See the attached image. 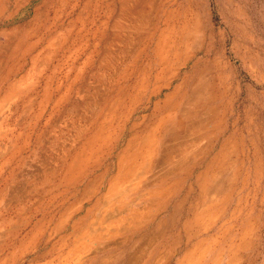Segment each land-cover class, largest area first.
Masks as SVG:
<instances>
[{"label": "rangeland", "instance_id": "obj_1", "mask_svg": "<svg viewBox=\"0 0 264 264\" xmlns=\"http://www.w3.org/2000/svg\"><path fill=\"white\" fill-rule=\"evenodd\" d=\"M0 116V264H138L163 234L172 264H264V0H0ZM155 145L174 174L129 190L121 157ZM120 199L129 223H88Z\"/></svg>", "mask_w": 264, "mask_h": 264}, {"label": "bare ground", "instance_id": "obj_2", "mask_svg": "<svg viewBox=\"0 0 264 264\" xmlns=\"http://www.w3.org/2000/svg\"><path fill=\"white\" fill-rule=\"evenodd\" d=\"M140 1V0H139ZM134 2V1H133ZM128 8H130V6L129 5H124V7H123V12L125 13V10H127ZM127 11H129V10H127ZM119 28V27H118ZM116 31V30H115ZM52 47V46H51ZM55 49H56V47H54ZM53 48V49H54ZM48 50H50V49H48ZM46 51L47 53L49 52V51ZM54 54V53H53ZM50 55V54H49ZM49 55H48V58H49V60H51V56L49 57ZM45 56V55H44ZM47 56V55H46ZM45 56V57H46ZM40 59V58H39ZM42 59V58H41ZM47 59V58H46ZM48 61V60H47ZM42 63V62H41ZM40 63V64H41ZM47 63V62H46ZM46 63H44V64H46ZM43 64V63H42ZM42 64H41V66H42ZM47 65V64H46ZM36 66V65H35ZM41 66H39V67H41ZM44 67V66H43ZM34 68V67H33ZM42 68V67H41ZM35 69V68H34ZM38 69V68H37ZM39 70H40V68H39ZM36 71H34V73H35ZM38 72V71H37ZM33 73V72H32ZM30 75V74H29ZM35 75V74H34ZM37 75V74H36ZM40 75V74H39ZM30 77H31V75H30ZM35 77H37V76H35ZM28 78V77H27ZM29 79V78H28ZM33 80V79H32ZM36 80V79H35ZM35 80H33V81H35ZM27 82V81H26ZM29 83V82H28ZM29 85V84H28ZM20 86H21V84H20ZM13 88V87H12ZM14 90V91H13ZM12 91H13V93H16V90H17V92H20L18 89H13ZM10 93V92H9ZM12 94V93H11ZM10 95V94H9ZM8 110V109H7ZM2 114V113H1ZM9 115V114H8ZM8 117V116H7ZM6 117V118H7ZM0 120H5L4 119V117L3 116H0ZM8 121V120H7ZM4 123V122H3ZM1 122H0V133H1V131H2V126H1ZM7 124V123H6ZM159 125V124H158ZM160 125H162V123L160 124ZM160 125H159V127H160ZM5 126V125H4ZM162 130V129H161ZM154 132H156V131H154ZM153 133V132H152ZM156 137H158V134L156 135ZM167 138V137H166ZM167 140V139H166ZM184 141V140H183ZM148 145V144H147ZM152 145V144H151ZM168 145V144H167ZM144 146H146V144L144 145ZM156 146V145H155ZM153 146L151 149H149L148 151H147V153H146V151L144 152V151H137L136 150V153H133L135 156L134 157H132V162L133 163H131V165L129 166L128 165V167L126 168L127 169V171H129V170H131V172H127V171H124L123 170V164L122 163H124V161H126L125 159V157L124 156H122L121 157V159H120V165H119V169H118V177L120 176V175H126V176H132V175H137V177L134 179V178H131L130 180H126V181H128V187L129 186H131L130 188H129V190L131 189V190H136V189H140L141 187H142V181H143V178H144V176H146V174H147V172L148 171H150L151 169H152V164L154 163V162H157V164H159L158 166H157V168H156V172H158V174H156V175H154L155 177H153L152 179H150L149 180V182H148V185H151L153 182H155V183H160L162 186L163 185H165L166 183H168V181H169V179L171 178V176L169 175V174H174V173H169V170L166 168V166L164 165L165 163V160H168L169 159V156H171V149L169 150H167V151H164V152H161V153H159L160 152V150L158 149V147L156 146ZM174 146V145H173ZM176 146V145H175ZM182 146V145H181ZM141 147H143V146H141ZM148 147V146H147ZM145 148V147H144ZM150 148V147H149ZM164 148V147H163ZM145 149H148V148H145ZM176 149V148H175ZM178 149H180V148H178ZM165 150V149H164ZM178 151V150H177ZM181 151V150H180ZM144 152V153H143ZM149 152V153H148ZM179 153V152H178ZM182 153V152H181ZM132 154V155H133ZM156 154H157V156H159V154H160V157L159 158H157L156 159ZM130 155V154H129ZM183 156H184V154H183ZM172 157V156H171ZM173 157H174V155H173ZM88 158H89V156H88ZM131 158V157H130ZM181 158V157H180ZM183 159V158H182ZM89 160V159H88ZM179 160H181V159H179ZM130 161V160H129ZM176 162V161H175ZM182 162V161H181ZM156 164V165H157ZM168 164H170V163H168ZM177 164V163H176ZM174 165V164H173ZM184 165V164H183ZM153 166H154V164H153ZM173 167V166H172ZM179 167H181V166H179ZM175 168V167H174ZM173 168V169H174ZM125 169V170H126ZM70 170V169H69ZM176 170V169H175ZM184 170V169H183ZM154 171V170H153ZM174 171V170H173ZM186 171H188V169L186 170ZM122 172V173H121ZM69 174V173H68ZM182 174V173H181ZM73 175V174H72ZM74 176V175H73ZM177 176V175H176ZM116 179H117V176H116ZM145 179V178H144ZM157 181V182H156ZM172 182H174V181H172ZM179 182V181H178ZM117 183V182H116ZM171 183V182H170ZM207 183V182H206ZM208 184V183H207ZM171 186H173V185H171ZM176 186H177V184H176ZM168 187H169V184H168ZM208 187V186H207ZM207 187H205V188H207ZM204 188V189H205ZM127 189V188H126ZM167 189V188H166ZM174 190V189H173ZM208 191V190H207ZM120 192V191H119ZM170 192V191H169ZM118 193V189L114 186V187H112L111 185H109L108 187H107V192H106V194L105 195H107V197H110V199H114V200H116V201H119L118 200V198H119V193ZM143 194L141 195V198H140V200H141V203H143L144 205H143V209H140V208H130L129 210H132L133 211V213H132V215L131 216H134L133 214L135 213V218L137 219V222H141V216H142V214L143 213H145L146 211L147 212H149L150 214V220H149V223H148V225L149 226H151V224H155V230L157 229L158 230V228H160L162 225H164V221L161 219V217H159V214H160V211H162V209H165V208H167V206H168V204H171V203H169L170 202V200L172 199V198H168V197H171V196H176V195H178V191H174V192H172V194H170V196H166V193H167V190H165V188H164V190L162 189V191H158V190H156V189H150L149 191L147 190V192L146 193H144V192H142ZM123 194V193H122ZM168 194V193H167ZM135 199V198H134ZM188 199V198H187ZM121 200V199H120ZM174 200V199H173ZM172 200V201H173ZM185 200H186V198L185 197H182V198H179L178 199V202L177 203H173L174 204V212L172 213V215H173V222H172V229L174 230L175 228H176V226L179 224V222H180V217H179V209H180V206L181 205H183L182 203L183 202H185ZM128 202H130L129 200H128ZM126 203V201L125 200H121V202L119 203L118 202V204H117V206H114V204H110L109 206H107L108 208L105 210L107 213L105 214V215H99L98 217H97V219L99 220V221H95V222H88V223H97V224H101L102 222H104V223H106L107 221H109V222H113V223H120V222H122V220L125 218V219H127V222L129 223V219H128V216H127V218L126 217H123V215H121L122 214V212H124L125 210L124 209H127V208H129V206H131L129 203ZM132 203V202H131ZM137 203V202H136ZM172 204V205H173ZM198 204H199V202H194V203H191L190 204V209L191 208H193V211H192V214H193V216H194V219L195 218H198L199 217V215H200V212H199V206H198ZM211 206V204H206V207H210ZM184 208V207H183ZM182 208V206H181V209H183ZM159 210V213H156V214H152L155 210ZM124 210V211H123ZM88 211H90V210H88ZM151 211H153L152 213H151ZM190 211V210H189ZM188 211V212H189ZM182 213H183V211H182ZM148 215V216H149ZM189 215V214H188ZM95 216V215H94ZM144 217H146V216H144ZM132 218V217H131ZM133 219V218H132ZM109 222H108V224H109ZM147 223V222H146ZM145 223V224H146ZM195 223V222H194ZM197 223V222H196ZM92 224V225H93ZM122 224V223H121ZM145 224H139V225H136L135 224V229H133V234H132V237L135 235V234H137L138 232H139V230H140V228H143L142 226H144ZM91 225V224H90ZM90 226V227H92L93 229H95V230H91L90 231V227H86L85 228V230H83L82 231V233H81V235L82 236H89L90 238H92V239H94V240H96V241H98V240H101V238H104L106 235L105 234H103V232H102V230L101 229H99V228H94L93 226ZM147 225V226H148ZM125 226V225H124ZM149 226H148V228H149ZM117 227V226H116ZM121 227V226H120ZM185 227H186V229H187V239L188 240H190V241H192L193 240V238L196 236V232H192V226L190 225V223L188 224L187 222L185 223ZM185 227H184V229H185ZM91 228V229H92ZM125 228V227H124ZM104 229V228H103ZM112 229V228H111ZM165 229V228H164ZM115 230H116V228H115ZM117 230H119V229H117ZM129 230H131L129 227L125 230V231H116L115 233H114V236H116V235H120V234H126V235H128L129 234ZM181 230V229H180ZM114 231V230H113ZM142 231V230H141ZM106 232H107V235H108V230H106ZM186 232V231H185ZM159 234H161V233H159ZM177 234V233H176ZM113 234L111 233L110 235H108V236H112ZM144 236V235H143ZM129 239V238H128ZM174 239V238H173ZM140 240H141V238H140ZM140 240H139V242H140ZM175 240L176 241H178L179 240V236L177 235L176 237H175ZM167 241H168V238L167 237H165V235L163 234V235H160L159 236V240L157 241V243H155L150 249H149V251L147 252V253H145L144 254V257H141L143 260L142 261H140V262H138V264H172L171 262H172V259H173V257H174V254H176V252H177V249H173L174 250V252H173V250L171 249V251L170 252H168V253H165V251H163L162 252V250H161V247H163L164 245H166V243H167ZM138 242V243H139ZM174 243V242H173ZM180 243V242H179ZM168 244V243H167ZM173 245V244H172ZM115 248H116V246H106V247H101V249H100V252H103V253H105V252H109V251H114L115 250ZM99 252V251H98ZM173 252V253H172ZM194 253V252H193ZM116 256V255H115ZM118 256H120V255H118ZM96 258V257H95ZM185 259H186V257H184ZM78 260H79V258H78ZM118 260H120V263L119 264H131L132 262H131V260H132V256H129L128 258H126V260H124V256L123 257H121V258H119L118 257ZM94 261V260H93ZM179 262H180V264H183V262H184V260H178ZM71 264V263H70Z\"/></svg>", "mask_w": 264, "mask_h": 264}]
</instances>
